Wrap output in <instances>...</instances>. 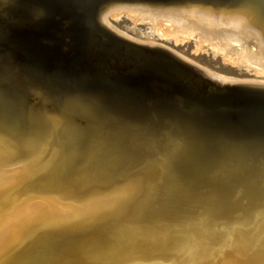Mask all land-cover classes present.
<instances>
[{"label":"water","instance_id":"95a60500","mask_svg":"<svg viewBox=\"0 0 264 264\" xmlns=\"http://www.w3.org/2000/svg\"><path fill=\"white\" fill-rule=\"evenodd\" d=\"M0 264H264V0H0Z\"/></svg>","mask_w":264,"mask_h":264}]
</instances>
